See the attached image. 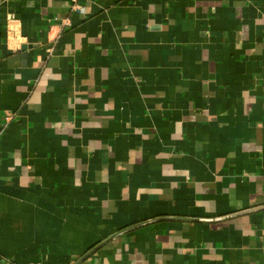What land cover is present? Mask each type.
I'll list each match as a JSON object with an SVG mask.
<instances>
[{
	"label": "crops",
	"instance_id": "crops-1",
	"mask_svg": "<svg viewBox=\"0 0 264 264\" xmlns=\"http://www.w3.org/2000/svg\"><path fill=\"white\" fill-rule=\"evenodd\" d=\"M0 0V264H264V0Z\"/></svg>",
	"mask_w": 264,
	"mask_h": 264
},
{
	"label": "built area",
	"instance_id": "built-area-1",
	"mask_svg": "<svg viewBox=\"0 0 264 264\" xmlns=\"http://www.w3.org/2000/svg\"><path fill=\"white\" fill-rule=\"evenodd\" d=\"M79 1L80 0H71V10L83 13L84 8L80 6Z\"/></svg>",
	"mask_w": 264,
	"mask_h": 264
},
{
	"label": "water",
	"instance_id": "water-1",
	"mask_svg": "<svg viewBox=\"0 0 264 264\" xmlns=\"http://www.w3.org/2000/svg\"><path fill=\"white\" fill-rule=\"evenodd\" d=\"M105 242L101 243L98 247H96L95 249H93L92 251H90L89 253H87L84 257H82L81 261L84 260L86 257H88L92 252H94L97 248L101 247ZM80 261V262H81ZM79 262V263H80ZM77 263V264H79Z\"/></svg>",
	"mask_w": 264,
	"mask_h": 264
}]
</instances>
